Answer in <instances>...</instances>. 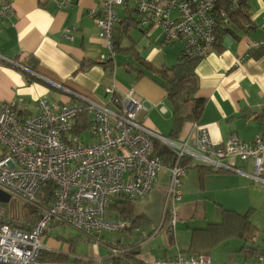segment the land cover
I'll return each instance as SVG.
<instances>
[{
  "label": "crops",
  "instance_id": "crops-1",
  "mask_svg": "<svg viewBox=\"0 0 264 264\" xmlns=\"http://www.w3.org/2000/svg\"><path fill=\"white\" fill-rule=\"evenodd\" d=\"M10 1L13 3V11L0 21V54L17 60L34 73L9 65L0 59V106L4 102L15 101L20 104L21 111L29 115L38 113L39 99L44 96L59 104L80 101L69 96L58 87L59 85L96 101L105 102L109 99L106 88L115 85L120 95L134 90L136 98L146 106V109L139 113V119L154 131L170 136L174 121L173 108L167 98V91L156 74L132 56L116 54V57L123 56L125 59L121 62L116 60V67H106L99 61L101 54L106 53L108 49L105 40L100 37L95 18L90 13L99 12L102 0H75L70 6L63 8L58 5L57 0H0ZM242 1L245 3L246 12L240 11L238 15H245L248 20L240 26L234 20L238 18L237 13H234L236 15H232L230 24H220L218 29L225 28L230 31L224 35L221 45H216L215 41L212 49L197 65L200 80L197 95L206 102L196 121L209 129L215 144H224L232 134L248 142L253 141L257 135L264 134V43L253 44L264 41V0ZM117 11L120 20L130 16L138 21V13L131 0L124 6L117 7ZM248 21L252 23L251 28L245 26ZM68 29L70 31H67ZM163 38L162 30L158 27L145 29L138 26L123 44H134L140 56L157 68L172 67L181 56L184 41L166 45ZM193 122L195 121L185 124L180 138L192 132ZM197 165L201 164L191 161V168L183 181L180 202L185 197L191 201L198 197L204 199L206 208L217 207L220 219L218 222H210L207 227L195 230L207 229L210 224H221L224 209L242 215L251 212V222L258 230L255 240L248 243L236 237L228 224L224 230H218L220 235H217V240L221 242L207 254L219 264H264V185L254 183L248 176L254 171L253 161L236 160V165L245 174L232 171L209 173ZM162 171H166L164 176L167 181L162 188L167 198L169 176L165 168L160 170L159 175ZM159 175L155 185L159 181ZM127 199L129 198L119 197L113 200L112 204L116 200ZM112 204L108 216L113 219L122 218ZM136 213L144 214L150 222L135 225V217L130 218L132 225L127 230L113 232L124 234L122 238L106 239L101 232L96 234L101 239L100 243H95L78 233V239L81 237L84 241L94 244L95 252L89 255L75 253L74 245L77 239H71L67 244L59 241L63 240L62 237L52 232L65 224L53 225L43 236V250L71 252L69 261L74 260L45 262L90 264L86 260H92L91 264H98L99 260L108 261L109 247H117L126 255L125 260L117 259L116 264H128L129 261L142 264L153 258L173 257L178 252L197 253L191 250L193 232L187 251L177 247L170 253L167 248L158 245L154 248L149 246V250L144 249L145 245L157 243L165 227L172 230L168 231L167 235L173 244L174 232L180 218L174 228L170 226L171 219L164 225V209L159 227L153 226L150 231H141L134 235L132 230L138 231L153 225L148 215L143 212ZM221 236L227 239L222 241ZM234 241L239 242L234 244ZM245 248L252 251L248 258L245 257ZM127 250H132V258L127 255ZM76 258H83L84 262H76Z\"/></svg>",
  "mask_w": 264,
  "mask_h": 264
},
{
  "label": "built area",
  "instance_id": "built-area-1",
  "mask_svg": "<svg viewBox=\"0 0 264 264\" xmlns=\"http://www.w3.org/2000/svg\"><path fill=\"white\" fill-rule=\"evenodd\" d=\"M74 1L57 0V3L63 8ZM128 1L102 0L99 12L90 13L108 49L101 54V63L111 61L116 67L113 34L120 20L117 7ZM131 1L138 13L139 26L160 28L166 45L183 40L181 57L188 59L204 58L214 46L220 24H230L232 15L238 11L246 12L242 0ZM12 11L11 1L0 2V21ZM245 26L251 28V21ZM0 59L34 73L17 60L1 54ZM58 87L80 101L59 104L44 96L39 99L38 113L29 115L21 111L15 101L0 106V189L11 199L39 210L30 226L16 227L9 224V210L0 202V264H50L40 262L39 256L45 249L43 236L55 224L71 226L95 243L101 241L97 233L127 230L132 225L131 219L108 216L112 201L119 197L144 199L164 168L169 176L165 209L171 212L173 228L179 219L177 204L182 200L183 181L191 161L214 170L245 174L236 160H252L254 171L248 176L254 183L264 185V134L250 142L232 134L224 144H215L209 129L195 121L192 132L186 137L173 139L147 127L139 119V113L146 106L136 98L134 90L120 95L115 85L108 87L109 99L99 102L68 87ZM81 113L90 122L92 141L73 133ZM157 142L175 154L170 165L165 166L155 155ZM49 182L54 183L56 189L52 201L45 205L38 193ZM109 252L108 261L99 260L98 264H116L117 259H126L123 250L117 247H109ZM128 264L138 263L129 261ZM142 264L219 263L205 253L178 252L173 257L153 258Z\"/></svg>",
  "mask_w": 264,
  "mask_h": 264
},
{
  "label": "trees",
  "instance_id": "trees-1",
  "mask_svg": "<svg viewBox=\"0 0 264 264\" xmlns=\"http://www.w3.org/2000/svg\"><path fill=\"white\" fill-rule=\"evenodd\" d=\"M239 12L240 11L237 12V15ZM234 20L236 24L241 26L244 21L248 20V17L239 14L238 18ZM138 26L139 22L135 21L130 16H126L119 20L113 34L116 54L134 57L136 61H138L141 65L147 67L150 71L154 72L156 76L161 80L162 86L167 91V98L172 105L174 114L172 131L170 133V136L168 137L173 139H180L185 124L187 122L198 120L205 107V99L197 95L200 87L197 65L200 59H188L180 56L178 62L172 67L157 68L151 65L140 56L134 44L130 46H124L123 44L125 40H129V38L131 37V32L134 29L138 28ZM229 31V29L225 28L217 29L216 45L218 43L219 45H221L220 42L222 41L224 35ZM103 65H105L106 67L114 66L111 61L103 63ZM88 130H90V122L88 121L87 116L84 113H81L78 115L73 133L77 136H80ZM154 153L162 159L165 166L170 165L176 158L175 154L167 146L160 142L156 143ZM184 162L190 163V160H184ZM197 167L209 173L223 171L214 170L211 167L205 165H197ZM55 189L56 186L52 182L46 183L41 187L38 196L41 198L43 204L46 205L50 203V201H52ZM112 207L121 214L122 218L130 219L135 217V225L147 224L150 222V219L144 214L136 213L133 200L130 198L125 201L116 200L115 203L112 204ZM22 213V224L17 223L18 221L15 217H13V220L9 221V224L16 227L26 228L35 221L38 216L39 210L34 206L24 204ZM171 216L172 215L169 208L165 209L163 219L164 225L168 224ZM223 216L224 219L221 224H210L207 229L195 230L191 245L192 251H194L195 253L197 252L207 254L213 247L221 242L220 240H217V235L219 234L218 230H224V227L228 224H230V228L236 235V237L241 238L248 243L252 242L251 240H255V237L258 234V230L251 222V212L242 215L235 211L224 209ZM170 231L172 232L171 229ZM221 237L222 241L227 239L225 236ZM244 250L245 257H250L252 253L251 249L245 248ZM131 252L132 250H127L126 253L131 257ZM70 259L71 252L64 253L55 250H42L39 256V261L44 263H46L45 261L70 262ZM75 261L83 263L84 259L76 258ZM86 261L90 264L92 263V260Z\"/></svg>",
  "mask_w": 264,
  "mask_h": 264
},
{
  "label": "rangeland",
  "instance_id": "rangeland-1",
  "mask_svg": "<svg viewBox=\"0 0 264 264\" xmlns=\"http://www.w3.org/2000/svg\"><path fill=\"white\" fill-rule=\"evenodd\" d=\"M116 60L117 62H121L125 59L123 56H117ZM82 136L86 141L92 140L90 130L83 133ZM165 172L166 171H162L160 173L159 181L153 187L151 192L144 199L135 200L134 203L136 211L139 213L143 212L148 215L152 219L153 225L142 228L138 231L132 230V234L137 235L141 231H150L153 226H160L167 200L166 192L162 188V186L166 185L167 181L164 176ZM39 199L41 198L39 197ZM204 201V199H200L199 197L193 201L185 197L182 202H179L177 204V210L180 213V223L178 224L174 232L175 237L173 238V244L169 241L167 235V232L170 231V228L165 227L160 233V238L156 241L157 243H150L149 245H145L144 249L149 250V246L151 248H154L155 245H158L167 248L170 253L176 250L177 247L184 251H187L189 245L191 244L192 234L195 233L196 228L207 227L210 222H218V220L220 219L219 215H217L219 212L217 207L211 206L209 208H206ZM3 204L4 207L9 210V221L13 220V217H15L18 221L17 223L22 224V209L24 204L26 203L12 198L10 202ZM52 233L58 235L59 237H62L63 240L59 241L66 244L69 243L68 241H70L71 239H77L74 245V251L76 254L89 255L95 252L94 244L84 241L81 237H79L78 239L79 232L71 226L64 225L62 227H58L57 229H54V232ZM102 233V235H104L106 239H117L124 237V234L122 233H113L109 231H102ZM236 242L239 241H234L233 243L237 244ZM218 252H220V249H218ZM73 260L74 259H72L71 261Z\"/></svg>",
  "mask_w": 264,
  "mask_h": 264
},
{
  "label": "water",
  "instance_id": "water-1",
  "mask_svg": "<svg viewBox=\"0 0 264 264\" xmlns=\"http://www.w3.org/2000/svg\"><path fill=\"white\" fill-rule=\"evenodd\" d=\"M11 200V196L0 189V202L2 203H8Z\"/></svg>",
  "mask_w": 264,
  "mask_h": 264
}]
</instances>
